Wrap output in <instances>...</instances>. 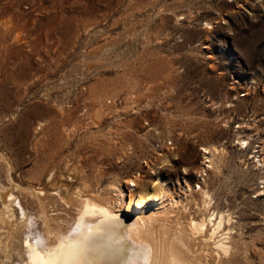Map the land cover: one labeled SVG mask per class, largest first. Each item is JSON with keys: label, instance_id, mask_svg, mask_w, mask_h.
Returning a JSON list of instances; mask_svg holds the SVG:
<instances>
[{"label": "rangeland", "instance_id": "374dc122", "mask_svg": "<svg viewBox=\"0 0 264 264\" xmlns=\"http://www.w3.org/2000/svg\"><path fill=\"white\" fill-rule=\"evenodd\" d=\"M210 144L220 152L213 168L201 150ZM259 157L264 0H0V211L14 201L0 220V264H24L26 234L8 233L38 215L40 188L48 214L70 217L54 218L57 230L78 194L100 195L121 217L160 207L147 227L182 228L201 263L264 264ZM156 183L162 203L139 206ZM213 211L226 219L227 255L189 231Z\"/></svg>", "mask_w": 264, "mask_h": 264}, {"label": "bare ground", "instance_id": "6f19581e", "mask_svg": "<svg viewBox=\"0 0 264 264\" xmlns=\"http://www.w3.org/2000/svg\"><path fill=\"white\" fill-rule=\"evenodd\" d=\"M208 25L209 23H207V26ZM238 143L242 145V148H247L251 141L246 138H241ZM216 146L214 144H210L207 146H202L203 148H201L204 154V161L205 163L208 162L209 168H213L217 165V162H215L217 159H215V157H218L217 154H220V152ZM255 156L257 155H254V157ZM257 162L259 166L264 165L263 158L259 157ZM199 171L202 172L201 170ZM52 177L53 173H51V178ZM136 185L137 182L132 179L130 186L135 187ZM160 185L161 183L154 184V192L152 193L147 195L140 194L138 205L142 206L151 197L161 200L162 203L164 194L162 190L163 185ZM186 185L192 189V185L190 186L188 182H186ZM43 190L44 188H40L37 191V197H39L40 201V204H38V210L36 209V212L38 213L36 216L37 218L31 215L30 218L25 220L22 226L18 225L16 228H14L15 226L13 220L10 221L11 225L14 227L8 234H26L24 237V246L19 252V255L21 256H24L25 254V258L22 257L24 264H224V260L221 257L213 261L209 259L202 260L203 262L201 263V258L192 256L188 251V237L186 238V233L182 228H178V230H172L170 228L163 229V227H166L163 226V230H160L161 227L158 228L159 230H155L152 229V227H150L151 229L147 227L153 223V220H156L160 217L158 214H161L163 211L160 207L156 212V216H153V214H148L139 215L137 217H121L115 212L111 202L107 199H103L100 195H92L87 193L78 194V198L75 200V210H72L73 212L67 210V212H70V215H72V220H69L67 222L68 226L66 227L65 225V229L63 227L62 229L61 224H66L63 221H66V219L70 217L65 216L67 218L64 219L63 217L64 220L59 221V219L62 217L60 218V216L56 214L59 217L58 219L55 216H52L54 213L52 215L48 214V210L50 209H47V206L49 205H47L48 203H45V198H47L49 193L45 191L43 196ZM113 190L116 192L117 200L121 198L122 192L114 188ZM197 190L203 198L204 208L209 209L210 204H212L210 198L211 194H209L202 185H199ZM60 191L62 192V190ZM55 192H53V194H55ZM34 193L33 195H35ZM2 195L4 197V194ZM11 196H13V193H11ZM64 198L62 199V197L59 198L58 196L55 199L58 201V199L64 200ZM69 198L72 200V197ZM3 199L5 200L7 198ZM47 199L49 200V197ZM65 200L67 201H63L64 203L67 204L69 201L71 204L70 199ZM13 202L14 201L12 197L4 202V209L0 211V220H6L4 218L5 214H8V217H12ZM174 202L172 201V204H174ZM58 203L59 201L57 204ZM62 203L60 205H62ZM53 206H55V202ZM61 208L62 209H60V211L63 210L65 206ZM30 212L32 211H29V215ZM222 214L218 216L216 211H213L209 216H203L199 220L191 219L189 225L190 230H188L193 234L208 233L209 238L214 240V243L219 250V254L224 253L227 255L229 252H231V245L229 243L230 232L222 231L226 222V219ZM54 218L58 219L59 223L62 222L61 224L58 223V230L55 229L56 225H53L55 224ZM38 220L40 221V224L38 223ZM37 224L42 226V233L40 234L36 231V229H39V227L35 228ZM22 227L24 228V231L21 229ZM193 234L190 235L194 236ZM8 238L11 239L10 236ZM7 246H9V244L5 245L6 248ZM3 248L4 245L1 239L0 250ZM22 251H24L23 254ZM200 257L203 258L202 255Z\"/></svg>", "mask_w": 264, "mask_h": 264}]
</instances>
